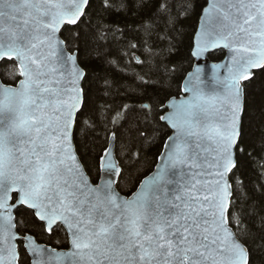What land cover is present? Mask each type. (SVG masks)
<instances>
[{
	"label": "snow or ice",
	"instance_id": "6c2138e0",
	"mask_svg": "<svg viewBox=\"0 0 264 264\" xmlns=\"http://www.w3.org/2000/svg\"><path fill=\"white\" fill-rule=\"evenodd\" d=\"M206 3L190 57L223 47L227 62L206 70L190 60L179 100L147 91L174 79L176 69L158 63L159 79L142 81L88 164L78 155L77 130L88 155L98 126L92 96L116 83L109 57L119 55V42L96 34L116 31L101 23L111 0L99 9L92 0H0V62L14 65L12 83L0 82V264H251L253 248L264 250V236L245 224L249 198L234 195L230 176L237 149L243 155L247 147L240 145L248 85L264 73V0ZM193 7L191 0L120 5L143 16L146 40L161 42L180 10ZM152 47L146 52L155 57ZM90 49L96 67L82 59ZM257 112L264 123V107ZM161 126L173 133L145 176V144ZM61 232L67 251L39 242Z\"/></svg>",
	"mask_w": 264,
	"mask_h": 264
},
{
	"label": "trees",
	"instance_id": "16d2710c",
	"mask_svg": "<svg viewBox=\"0 0 264 264\" xmlns=\"http://www.w3.org/2000/svg\"><path fill=\"white\" fill-rule=\"evenodd\" d=\"M104 0H92V8L99 9ZM113 9L103 13L101 23L103 25H111L115 32L103 31V28L97 29L96 34L104 35L108 40H115L118 43L119 55L109 57L113 62V67L109 70L110 79L116 81L111 85V90L102 88L94 92L92 99L97 105L96 112V127L95 133L88 137L91 141L93 136H96L95 144L89 148V154H84L82 129L77 130V137L75 144L79 148L78 155L81 157L82 163H91V154L97 148L102 150L104 139L106 136L105 128L109 131L113 128L114 123L120 119V114L124 111L125 105L132 102L134 93L142 91L140 85L142 81H147L150 84H155L159 79L155 67L158 63L166 62L169 69L175 68L174 79L166 76L162 83L163 89L155 87H148L149 93H158L160 98H170L171 96H178L181 91V82L184 76L181 75L182 69H188L189 61H194L190 57V52L193 44V35L197 27L198 19L201 14L202 7L205 6L206 0H191L194 5L192 10L187 14L180 10L179 23L176 24L175 30L170 36L161 42L155 37L151 41L146 40L144 34L138 30L139 25L143 19L142 15H137L135 12H127L120 9V5L127 2V0H111ZM131 2L138 3L139 0H131ZM180 3L187 2V0H178ZM151 7V5L149 6ZM120 9V10H118ZM85 23L81 27L87 31L88 17H84ZM96 24V18H93L92 26ZM73 28V33H75ZM124 32L125 35H121ZM67 34V28L64 29L61 36ZM149 44H152V51L156 53L155 57H150L146 52ZM69 51H75V44H73ZM95 51L90 49L89 55L84 56L81 53L82 59H91L92 63L88 67H96ZM224 56L222 49L216 50L210 54V59L217 61ZM137 58L141 63L137 62ZM14 65L10 62H0V78L4 83L11 84V72ZM190 70V69H188ZM264 73L256 72V79L248 85V106L243 113L242 120V142L240 147H247L243 155L237 149V168L230 173L231 184L234 189V195H239L241 199H248V215L245 220L253 232L258 236H264V230L261 229V218L264 217V123L260 122L257 112L258 107H264V92L261 91L262 84H264ZM103 83V81H101ZM85 88L88 82L85 81ZM167 100V99H166ZM166 100L164 102H166ZM253 117L255 119H253ZM89 124L92 122L89 121ZM170 134V129L167 126H161L159 131H154L151 134V144H145L144 158L140 162L139 169L146 175L151 171L156 163L157 157L162 149L163 143ZM95 171V170H93ZM124 187H127L125 185ZM233 213L236 209L232 210ZM254 213V214H253ZM19 220V214H17ZM40 242H44L53 247L64 248L67 246V241L64 239V234L58 233L49 238L44 236L40 238ZM260 241H257L259 245ZM251 264H264V250L256 251L253 248L250 256Z\"/></svg>",
	"mask_w": 264,
	"mask_h": 264
},
{
	"label": "water",
	"instance_id": "95a60500",
	"mask_svg": "<svg viewBox=\"0 0 264 264\" xmlns=\"http://www.w3.org/2000/svg\"><path fill=\"white\" fill-rule=\"evenodd\" d=\"M206 6H207V3L205 4L204 7H206ZM201 14H202V13H201ZM201 14H200V16H199L198 23H197V27H196V30H195L194 35H193V44H192V48L195 46V44H196V42H197V33L201 31V20H200ZM61 39H63L62 36H61ZM219 49H222V50L224 51V56H223L220 60H217V61L211 60V59H210V54H211L212 52L216 51V50H219ZM191 50H192V49H191ZM70 52H71V51H70ZM72 52H74V51H72ZM229 55H230V53H229V50H228V49H224L223 47H217L216 49H209V50L204 54V56H203L202 58H200L199 60H195V59H193V60H194L193 63H200V64H203V65L205 66V69L207 70L209 64H223V63H226L227 60H228V58H229ZM185 79H186V77L184 76V78H183V80H182V82H181V87H182L183 84L185 83ZM0 82H3V81L1 80V78H0ZM3 83H4V82H3ZM6 84H7V83H6ZM182 95H183V93L181 92L178 96H171V97L168 98V99L175 98V99L179 100V99L182 97ZM167 102H168V101L166 100L165 103H167ZM168 128H169V127H168ZM169 129H170V128H169ZM172 133H173V130L170 129V134H169V135H171ZM169 135H168V136H169ZM168 136H167V138H168ZM167 138L165 139V141H164V143H163L162 149H161V151H160V153H159V155H158V157H157L156 163L154 164V166H153V168L151 169V171L148 172L145 176L150 175L151 172L155 169V167H156L157 164L159 163L160 154L163 153V151H164V145L167 143ZM81 163H82V161H81ZM39 242H40V241H39ZM40 243H44V242H40ZM44 244H46V243H44ZM47 245L50 246V247H53V246H51V245H49V244H47ZM55 248H57V247H55ZM58 249H59V250L67 251V250H68V244H67L66 247H64V248H58Z\"/></svg>",
	"mask_w": 264,
	"mask_h": 264
}]
</instances>
